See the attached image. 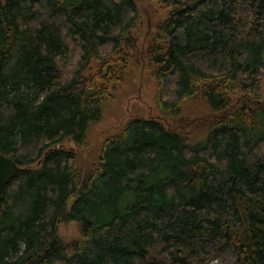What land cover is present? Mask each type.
<instances>
[{
  "label": "trees",
  "instance_id": "16d2710c",
  "mask_svg": "<svg viewBox=\"0 0 264 264\" xmlns=\"http://www.w3.org/2000/svg\"><path fill=\"white\" fill-rule=\"evenodd\" d=\"M137 66L159 117L82 158ZM0 154V264H264V0H0Z\"/></svg>",
  "mask_w": 264,
  "mask_h": 264
},
{
  "label": "rangeland",
  "instance_id": "374dc122",
  "mask_svg": "<svg viewBox=\"0 0 264 264\" xmlns=\"http://www.w3.org/2000/svg\"><path fill=\"white\" fill-rule=\"evenodd\" d=\"M114 1L118 2L119 0ZM157 8V15H165V13L161 12L159 7ZM152 16V9L145 8L143 10V13L140 16L141 24L139 26V33L145 29L146 25L150 26L153 24ZM141 70L142 68L137 66L129 83L124 86V88L119 87L118 90L121 91L113 95L114 100L106 108L103 121L90 129L88 134V146L83 150H79L82 158L86 157L85 155L91 151H94L104 137L116 133L129 118L133 116H140L143 118L159 117L153 104V83L147 78L146 74L142 73ZM196 109L198 110V108ZM162 122L166 125L164 119ZM197 133L198 132L193 131L192 134L196 135ZM58 234L65 242L77 240L79 238L78 225L76 223L60 225L58 227ZM232 262L233 259L231 255L226 253L213 258L207 264H232Z\"/></svg>",
  "mask_w": 264,
  "mask_h": 264
},
{
  "label": "water",
  "instance_id": "95a60500",
  "mask_svg": "<svg viewBox=\"0 0 264 264\" xmlns=\"http://www.w3.org/2000/svg\"><path fill=\"white\" fill-rule=\"evenodd\" d=\"M19 171L20 168L12 159L0 154V201L5 186L16 177Z\"/></svg>",
  "mask_w": 264,
  "mask_h": 264
},
{
  "label": "bare ground",
  "instance_id": "6f19581e",
  "mask_svg": "<svg viewBox=\"0 0 264 264\" xmlns=\"http://www.w3.org/2000/svg\"><path fill=\"white\" fill-rule=\"evenodd\" d=\"M10 182V181H9Z\"/></svg>",
  "mask_w": 264,
  "mask_h": 264
}]
</instances>
